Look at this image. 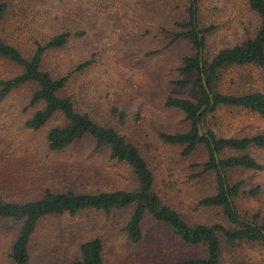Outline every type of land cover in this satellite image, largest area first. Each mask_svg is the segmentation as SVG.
I'll list each match as a JSON object with an SVG mask.
<instances>
[{
    "label": "rangeland",
    "instance_id": "obj_1",
    "mask_svg": "<svg viewBox=\"0 0 264 264\" xmlns=\"http://www.w3.org/2000/svg\"><path fill=\"white\" fill-rule=\"evenodd\" d=\"M200 27L206 35V56L240 43L253 35L258 20L248 0H196ZM189 0H22L14 3L0 22V36L23 53L33 48V38L61 31L74 34L68 46L49 54L45 70L55 76L71 74L65 95L73 96L81 110L97 123L116 129L134 144L154 176V190L190 225H226L220 209L200 205L215 193V176L203 173V148L183 157L181 148L166 145L157 132L187 130L182 112L164 106L167 97L195 100V91L178 87L177 72L184 56L192 53L186 41L169 45L176 22L187 21ZM77 33L81 35L77 36ZM89 61L82 70L78 67ZM21 69L0 59V80ZM221 90L226 93L256 90L264 94V74L258 70L225 72ZM33 87L24 85L0 100V191L10 201L41 196L46 189L110 191L131 189L135 179L127 166L110 160L107 150L95 151L89 139L61 152H51L45 142L47 129L31 131L25 122L36 108L29 100ZM116 109L120 114L113 113ZM222 137L264 135V117L241 108H223L211 121ZM264 166V150L250 149ZM232 183L244 190L260 188L257 196L241 195L235 205L241 216H264V171H237ZM132 208L81 211L42 219L31 244L29 264H68L78 257L83 241L99 238L108 264H163L204 256V248L183 245L163 224L146 216L143 240L132 245L124 227ZM18 232L16 223L0 222V264H11L9 248ZM222 264H264V244L244 243L224 247Z\"/></svg>",
    "mask_w": 264,
    "mask_h": 264
},
{
    "label": "trees",
    "instance_id": "obj_2",
    "mask_svg": "<svg viewBox=\"0 0 264 264\" xmlns=\"http://www.w3.org/2000/svg\"><path fill=\"white\" fill-rule=\"evenodd\" d=\"M22 0H0V22L5 19L14 3ZM196 0H189L187 21L176 22V29L169 45L186 41L192 53L184 56L177 72L182 79L172 82L178 87H187L196 93V99L167 97L164 106L180 111L187 123L181 133L157 132L159 140L181 148V155L188 157L203 148L206 160L203 173L215 176V193L200 200L206 208L220 209L226 225H190L171 206L164 203L154 190V176L138 148L116 129L94 121L90 114L80 109L73 96L65 95L71 74L55 76L43 67L44 59L51 53L64 50L74 34L61 31L45 38L34 37L31 51L23 53L0 36V59L9 61L21 69L10 78L0 80V100L24 86L33 87L30 107L36 108L25 122L27 129H46L45 142L51 152H61L78 142L91 140L95 151L107 150L109 158L122 163L135 179V187L129 190L78 191L73 188L63 191L46 189L41 196L23 201H10L0 191V222L16 223L18 232L9 248L11 264H29L31 244L38 224L46 217L81 211H97L110 215L113 211L131 207L124 231L132 245L143 240L142 223L146 216L165 225L180 242L191 248L203 247L204 256L163 264H222L224 247L244 243L264 244V216H241L235 200L241 195L255 197L260 188L244 190V182L232 183V172L264 171L249 150H264V135L247 137L218 136L210 127L211 121L223 108H241L264 117V94L248 90L226 93L221 90L225 72L232 69H255L264 74V0H248V6L258 20L253 35L235 45L226 46L211 58L206 56V35L212 27L202 28L197 19ZM81 33H77V36ZM90 64H81L82 70ZM112 112L121 114L113 109ZM123 115V114H122ZM202 133V135H200ZM103 244L99 238L83 241L78 247V257L68 264H108L103 256Z\"/></svg>",
    "mask_w": 264,
    "mask_h": 264
},
{
    "label": "water",
    "instance_id": "obj_3",
    "mask_svg": "<svg viewBox=\"0 0 264 264\" xmlns=\"http://www.w3.org/2000/svg\"><path fill=\"white\" fill-rule=\"evenodd\" d=\"M200 135H202V133H200Z\"/></svg>",
    "mask_w": 264,
    "mask_h": 264
}]
</instances>
